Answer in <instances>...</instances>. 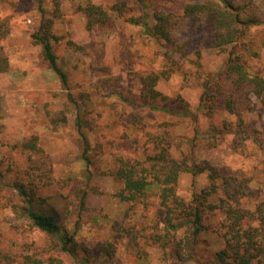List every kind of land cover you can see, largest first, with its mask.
<instances>
[{
    "label": "rangeland",
    "instance_id": "obj_1",
    "mask_svg": "<svg viewBox=\"0 0 264 264\" xmlns=\"http://www.w3.org/2000/svg\"><path fill=\"white\" fill-rule=\"evenodd\" d=\"M255 1L263 5V0ZM89 2L107 12L111 19L107 25L88 28L80 8ZM182 2L145 0L150 5L146 11L151 17L155 10L178 13ZM124 4L123 14L114 10ZM53 14V0H0V23L7 22L0 29V47L9 59V68L0 73V264H25L27 255L60 264H161L162 249L154 242L163 227L158 197L151 192L137 204L123 200L124 184L114 172L119 159H145L147 148L149 153L165 133L170 134L172 155L179 158L199 125L197 161L208 160L227 175H244L264 198L263 150L247 143L235 151L230 135L216 147L204 140L212 124L236 123L230 114L220 112L211 120L198 110L204 82L224 72L232 46L224 51L210 49L206 29L182 27L181 43H188V58L170 72L167 49L133 21L143 15L136 0H63L60 15L54 18ZM44 17L54 19L59 38L55 54L68 74L67 89L32 39ZM236 53L251 71L264 72V25L252 27ZM150 72L166 73L157 88L169 101H159L155 110L141 97V75ZM179 98L199 115L198 124L161 110L178 104ZM77 117L83 119L88 144L83 142ZM246 121L264 131V107L256 106ZM32 137L38 138L41 152L21 148ZM34 182L41 195L55 197L62 208L63 229L78 243L76 256L62 252L57 238L15 221L12 206L21 204L22 198L14 185ZM208 185L207 175L185 173L177 193L190 200ZM220 219L211 215L206 221L209 231L203 235L214 250L224 247L214 231ZM106 248L113 249L109 261Z\"/></svg>",
    "mask_w": 264,
    "mask_h": 264
},
{
    "label": "trees",
    "instance_id": "obj_2",
    "mask_svg": "<svg viewBox=\"0 0 264 264\" xmlns=\"http://www.w3.org/2000/svg\"><path fill=\"white\" fill-rule=\"evenodd\" d=\"M136 1L141 4L143 15L132 20L136 25L143 26L146 35L161 42L167 49L165 56L172 62L170 72L179 68L188 58V43H181L182 27L206 29L207 47L210 49L224 51L233 47L224 72L219 76L208 77L204 82L198 110L211 120L220 112L230 114L235 117L236 123L225 120L219 126L212 124L204 140L207 146L216 147L230 135L229 144L235 151L247 143L264 151V131L256 123L246 121L247 115L256 106L264 107V72L251 71L243 57L236 53L238 43L251 28L264 25V0L263 5L257 4L255 0H183L180 12L155 10L152 17L146 11L150 5H146L145 0ZM62 2L53 0L54 18L60 15ZM80 10L86 15L89 29L103 27L111 20L107 12L94 3L89 2ZM114 10L123 14L125 4L123 7L115 6ZM45 17L39 29L32 34V39L42 47L44 59L67 89L68 74L60 66L55 54L54 43L59 38L54 32V19ZM5 25L6 21L1 22L0 29ZM3 50L0 47V73L9 68V59ZM197 57H201L200 51ZM164 74L150 72L141 75V97L154 110L159 101H169V97L157 88ZM116 93L120 99L127 100L122 93ZM68 97L71 102H76L71 94ZM189 105L179 98L178 104L172 107L165 105L161 110L182 119H194L195 124H198L199 115ZM61 120L66 123L67 117L63 116ZM82 123V117H77L83 142L88 144ZM195 130V136L186 140V152L182 157L172 155L171 143L167 140L170 134L165 133L149 153L147 148L145 159H119L114 175L124 184L122 199L137 204L151 197V192L158 197L159 218L163 227L162 232L155 235L154 242L162 249L161 264H264V198L260 197L261 192L253 190L251 179L244 175H227L208 160L197 161L196 149L202 133L199 125ZM37 141V137H32L21 143V148L41 152ZM185 173L194 177L207 175L209 179V185L193 194L190 200L177 193V186ZM14 188L22 198L21 204L12 206L15 221L57 238L58 248L62 252L76 256L78 243L64 231L63 210L55 197L41 195L35 182L31 185L16 183ZM216 214L221 219L214 231L223 240L224 247L214 250L203 240V235L209 231L206 221ZM105 250L109 261L113 258V249ZM24 263L60 264L55 259L45 260L36 255L25 256Z\"/></svg>",
    "mask_w": 264,
    "mask_h": 264
}]
</instances>
